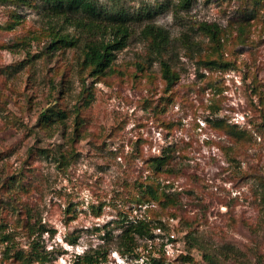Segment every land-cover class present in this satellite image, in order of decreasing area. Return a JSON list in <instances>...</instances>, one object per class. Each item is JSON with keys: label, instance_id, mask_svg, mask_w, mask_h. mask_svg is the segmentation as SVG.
Masks as SVG:
<instances>
[{"label": "rangeland", "instance_id": "374dc122", "mask_svg": "<svg viewBox=\"0 0 264 264\" xmlns=\"http://www.w3.org/2000/svg\"><path fill=\"white\" fill-rule=\"evenodd\" d=\"M26 3L0 0V264H22L34 246L45 264L99 246L102 264H264V0H100L126 14L130 36L97 76L82 64L86 35ZM151 23L171 41L170 90L141 35ZM204 24L219 32L221 58ZM51 25L74 44L50 46ZM51 107L67 117L46 128ZM167 148L171 174H155L149 160ZM151 181L180 208L151 205L161 226L138 241L139 258L120 254L121 226L145 217L136 203Z\"/></svg>", "mask_w": 264, "mask_h": 264}, {"label": "trees", "instance_id": "16d2710c", "mask_svg": "<svg viewBox=\"0 0 264 264\" xmlns=\"http://www.w3.org/2000/svg\"><path fill=\"white\" fill-rule=\"evenodd\" d=\"M23 1L27 4L26 1L28 0ZM191 1L181 0L182 6L187 9ZM38 2L40 9L48 13L49 17H54L57 20L62 19L64 24L75 26L77 30L86 35L87 38L83 41L84 55L82 64L85 69L90 70V75H104L110 71L115 61V52L122 50L126 46L130 36L126 14L116 7L109 8L102 5L100 0H38ZM18 18L16 17L14 24L20 23ZM52 21L54 23L50 22V24L55 25L56 21ZM50 28V46L58 43L69 46L74 44V38H69L67 32L59 33V29L54 31L55 27L52 25ZM201 30L210 38L211 43L215 45L217 58H221L222 50L219 32L207 24H204ZM106 35L110 39L106 40ZM141 35L144 40L149 42L151 53L158 57L162 79L166 84V89L170 90L177 83L179 77L172 70L171 60L168 55L171 43L168 33L151 23L144 26ZM76 39L78 40V38ZM166 55L167 58L165 59ZM200 62L208 67L219 69L227 67V63L224 61L200 60ZM66 117L65 112L51 107L41 114L39 121L47 128L53 123H62ZM207 121L214 124L215 128L225 132L237 142L245 143L248 140L249 133L246 129H240L238 126L228 124L224 119L212 121L208 118ZM167 151L168 153L163 150L161 156L149 160V166L155 174H171L167 169L171 162V150L167 148ZM163 187L168 188L171 186L163 185ZM139 193L144 201L137 202L136 207L147 206L144 210L146 212L145 217H134L131 220H126L125 226H121L122 231L117 237V249L120 254L136 258H139L138 249L140 246L138 241L141 239L149 240L152 237V231L157 229V225L161 226L160 218L154 216L156 209L151 207V205L156 204L165 213H170V209L180 208L178 194L166 193L157 181H151L143 186L140 184ZM261 201L264 208V189ZM154 222L157 224L154 225ZM71 243L74 244V240ZM106 254L101 251V246H99L84 252L82 255L75 256L74 264H102L106 262ZM48 255V253L40 252L38 247L34 246L29 255H20L17 259L22 264H45L50 262ZM146 264H164V262L151 258Z\"/></svg>", "mask_w": 264, "mask_h": 264}]
</instances>
